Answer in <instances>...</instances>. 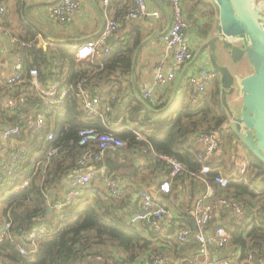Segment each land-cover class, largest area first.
I'll return each mask as SVG.
<instances>
[{
	"label": "trees",
	"instance_id": "1",
	"mask_svg": "<svg viewBox=\"0 0 264 264\" xmlns=\"http://www.w3.org/2000/svg\"><path fill=\"white\" fill-rule=\"evenodd\" d=\"M198 4L212 12L209 13V22L201 29L202 34L208 35L213 26L214 7L207 0H198ZM17 52L23 61V77L27 81L23 84L30 89V94L26 97V102L16 107L10 106L7 101H0V145L6 149L0 151V202L4 206L2 216L12 223L11 233L14 239L0 242L3 253L16 264H84L88 255H95L99 251L121 256V264H141L144 254L150 256L163 252H152L150 238H160L161 242L170 243L173 247L182 244L174 237V242L163 237L164 233L151 223L147 225L145 234L129 223L139 207V201L133 194L122 192L115 195L107 192L108 189L103 190V183L96 186L93 181L90 186L82 188L81 194L73 201L68 202L65 199L68 186L64 180L80 172L82 166L79 165V160L86 149L85 145L79 144L80 130L84 127H94L107 131L111 128V123L115 122L113 112L119 104L118 99H112L109 97L110 93H105V89L98 86L101 81L114 85L113 69L119 62L124 65L129 63L126 58L129 56V49L115 48L101 62H94L92 65L89 62L91 69L88 71L77 65L76 49L64 43L47 47L22 46ZM33 68L38 69L39 80L43 85L57 83L60 89L69 88L62 103L53 106L44 103V99L27 80L29 71ZM80 82L83 88L101 99L97 112H86L83 96L79 91ZM2 87L6 86H0ZM216 87L219 89V84ZM185 98L182 94L170 108L155 111L146 109L138 99L131 97L129 119L136 124L135 130L142 132L147 139L140 138L135 131L127 128L114 131L119 137L127 140L126 147L134 150L147 149L149 164L159 163L166 166L163 161H154L158 158L154 154L158 152L178 157L188 171L198 170L201 164L191 151L195 144L194 136L199 132L217 129L229 119V115L219 95L213 99L203 98L198 103ZM108 106L111 109H108ZM165 106L166 104L162 108ZM24 112H31L34 117L44 114L45 127L41 131L29 128L21 118ZM108 118L112 119L110 125ZM13 127H19L20 130L5 139L4 134ZM52 131L55 139L48 140V133ZM232 137H236L235 134ZM241 142L248 152L246 159L250 162L249 173L240 176L239 160L227 166L228 174L224 173L230 182L227 192L247 205L245 217L236 220L234 230L229 231L230 244L241 251L242 258L254 253L255 264H260L259 261L264 256V207L255 214L251 210V203L264 195V162L255 156L243 141ZM52 146L60 148L58 157L52 159L43 177L34 175L37 163L44 159L46 150ZM15 154L19 159L13 161ZM115 162L111 161L112 171L130 177L131 181L136 177L138 168L134 161L126 166H123L124 163ZM225 163L226 161H223L218 165ZM126 167L129 168L127 173L124 172ZM165 169L169 174V170L164 167ZM214 175L217 173H210L209 177L213 178ZM29 176H32L29 186L15 189V185ZM258 179H261L262 187L261 190L255 191L254 182ZM138 189L139 187L135 191ZM49 196L54 200L52 206L48 201ZM59 202L65 203L61 210L56 208ZM190 212L191 210L181 213L188 216L187 225L194 230L195 216L194 220L190 218ZM38 218L41 219L42 225L48 227L49 233L39 242L33 254H22L18 243ZM179 227L181 225L174 230ZM126 258L128 260L125 261ZM184 264L189 263L185 261Z\"/></svg>",
	"mask_w": 264,
	"mask_h": 264
},
{
	"label": "crops",
	"instance_id": "2",
	"mask_svg": "<svg viewBox=\"0 0 264 264\" xmlns=\"http://www.w3.org/2000/svg\"><path fill=\"white\" fill-rule=\"evenodd\" d=\"M57 1L59 0H0V7H4L5 9L2 17V24L5 29L0 30V76L7 77L12 74L17 55H20L17 52L18 49L22 46H30V44H24L25 42H35V45L39 47H47L61 43L75 47L77 44L99 38L104 32L108 19L114 18L121 25L115 32L116 40L111 44L107 42L106 44L113 47V50L118 47L129 49V56H126L129 59V63L124 65L119 62L114 67L112 79L115 82L113 86L107 85L103 81L98 86V88L105 89V93H110L109 97L112 99H118L119 104L113 112V121L115 122L111 123V118H108V121L106 120L109 125L111 123L110 127L113 130L118 131L127 128L142 136L143 133L136 131V124L129 119L131 97L138 99L146 109H153L155 111H164L166 108H170L176 99L181 98L182 94L186 96L185 99L191 101L190 96L194 92V86L189 83L190 77L197 72L200 66L211 67L210 51L208 49L202 51V49L207 44V40L215 35L214 22L216 13L214 10L215 14H213L214 20L211 31L208 35L202 34L201 29L203 25L209 22V13L212 14V12H210V9L198 4V0L197 2L195 0H182L185 17L190 22V26L185 31V36L194 53L193 59L184 64L177 63L174 51L168 47L165 40V36L170 27V20L173 19V12L169 0H147L150 10H158L161 17L150 16L146 20H130L125 18V13L134 6L135 0H111L108 4L104 3L103 0H81L82 12L67 24L54 21L46 11L47 5ZM207 1L210 3L211 0ZM9 36H14L19 41L12 42ZM218 43H221L217 51L219 61L227 64L237 78H243L252 73V65L246 60L245 62L249 64L247 69H244V72H237L236 67L237 65L239 66V63H234L231 60L227 50L223 48L221 41ZM102 60H104V57L77 58L76 63L82 69L88 71L91 69V66L88 64L89 62L92 65L94 62L98 63ZM160 64L164 65L165 71H174L176 73L174 79L168 82L164 88H158L156 85V73ZM27 80H29V77ZM23 83L16 87L0 88V101L3 100L8 103L10 99L16 98V90H29ZM217 84H219V89L216 87ZM207 89L204 95H198L200 101L203 98L213 99L219 95V99L222 102L223 95L220 79L217 82L211 83ZM149 91H151V96L146 97V93ZM228 101L236 113L240 112L242 106L240 86L237 87L235 94L228 97ZM164 104L166 106L163 109L162 106ZM108 108L111 109L110 106ZM229 119H231L230 116ZM235 136L232 137L230 135L226 139L221 154L218 155H221V158L226 161L221 166L225 174H228L227 166L232 163L234 164V161L237 162L239 160L240 162L246 159L248 155V152L243 149L244 146L242 147L240 145L242 140L240 141L236 134ZM143 139L146 140L147 138L144 136ZM144 149L134 150L125 147L120 151L108 152L106 157L99 163L93 165L98 169V178L95 179L96 182L94 180V183L96 186H101L103 179L106 178L120 180L121 191L123 193L133 194L134 198L138 201L141 191L148 190L161 205L170 210L169 215L163 222L162 231L164 234L162 236L174 242V231L176 232L178 228L176 230L174 229L180 225H187L188 221V216L181 213L183 212L180 206L181 200L183 199L184 203L191 207L190 214L192 216L190 218L194 220L195 212L192 211L194 200L204 192V189L200 183H190L184 175L183 178L178 177L175 179L173 192L170 195H163L160 191V183L169 175L166 169L164 170V167L169 171L170 167L166 161L159 158H155L154 161L156 159L163 161L166 166L159 163H154V165L149 164L146 154L143 153ZM112 160L116 161L117 164L124 163L125 165L123 166L134 161L135 166L138 168L136 177L131 181L130 177L119 175L117 172L112 171L110 167ZM128 170V167L124 168L125 173ZM68 180H64V183L67 184ZM137 187L139 189L135 191ZM106 189L107 187L103 185V190ZM107 192L110 191L107 190ZM220 192L222 193L224 190L221 189ZM62 194L64 195V193ZM3 208V203L0 202V216L6 219L2 216ZM236 222V218L232 213L221 209L216 215L213 225H221L232 232ZM143 233L145 234L146 230ZM150 239V248L153 249L152 252H155V250L167 252L175 259L173 264H184L186 261L184 260L185 258L194 257L198 251V243L194 240L173 247L170 243L168 245L165 242H161L162 239L160 238ZM209 249V259L211 260L234 258V254L239 259H243L241 257V251L236 250L237 248L231 244L221 251L214 245H211ZM113 257L122 260V257L117 254ZM180 257H184L183 261H181L182 258ZM126 260L128 259L126 258ZM138 262L139 258L137 260ZM186 262L193 264L189 261ZM236 262L237 260L235 259L234 264ZM259 262L260 264L264 263V256L261 257ZM95 264H107V262ZM197 264L203 263L199 261Z\"/></svg>",
	"mask_w": 264,
	"mask_h": 264
},
{
	"label": "built area",
	"instance_id": "3",
	"mask_svg": "<svg viewBox=\"0 0 264 264\" xmlns=\"http://www.w3.org/2000/svg\"><path fill=\"white\" fill-rule=\"evenodd\" d=\"M103 1L108 4L111 0ZM169 2L173 12V19L165 36V40L168 47L174 51L177 63L184 64L185 62L192 60L194 57L193 49L189 45L185 36V31L190 26V22L185 17L182 0H169ZM82 10L83 7L81 0H59L46 7L48 15L54 21L63 24L70 23L82 12ZM4 13V7H0V30L5 29L2 24ZM150 16L161 17L158 10H150L147 0H135L134 6L125 14V18L130 20H146L149 19ZM120 25L121 23L118 20L109 18L104 32L99 38L88 40L82 44H77L74 47L77 51L78 59H84L87 57H105L111 53L113 47L106 44V39L115 34ZM6 34L8 35L7 32ZM9 37L12 42L19 41V39L14 36ZM24 44L35 45L36 43L25 42ZM175 75L176 73L174 71H165L164 65L160 64L156 73L157 87L164 88L168 82L174 79ZM219 79V73H217L212 67L204 65L200 66L197 72L190 77L189 83L194 86V92H192V95L190 96L191 101L193 103L200 102L198 95H204L208 90V86L211 83L219 81ZM29 80L33 89L38 91L46 105L53 106L62 103L68 93V87L60 89L57 83L43 85L39 80V72L37 68H33L29 71ZM25 81L26 79L23 77V61L18 54L12 74L7 77L0 76V85L16 87ZM81 84L82 82L79 84V91L83 96V103L86 112L88 114L97 112L101 99L92 94L88 89L83 88ZM16 91V98H12L8 102L12 107H16L18 104L26 102V97L30 94L28 90L19 89ZM150 96L151 91L146 93V97ZM21 118L28 124L29 128H34L38 131H41L46 125L44 114H39L37 117H34L31 112H24L22 113ZM19 130V127H13L7 130L4 134V138L6 139L8 136ZM233 134V122L229 119L213 131L199 132L194 136L195 144L191 148V151L194 153L197 162L201 164V167L198 170L188 171L183 161L176 156L158 152H155L154 154L159 159L166 161L170 167L169 175L160 183V191L163 195H170L173 192L175 179L182 175H185L192 184L200 183L204 189V192L194 200L192 208V211L195 212L196 228L193 230L188 225H185L179 227L175 232L174 238L182 244L189 243L193 239L198 243L197 254L194 257H187L185 259L183 257L181 261L184 259L190 263L201 261L203 264H234L236 259V264H255L254 253H249L243 259H239L236 254H234V258H223L219 260L209 259V247L211 245H214L221 251L227 248L231 240V233L225 227L221 225H213L215 217L219 211L221 209L227 210L235 216L237 221L243 219L247 212V205L237 199L234 195L227 192L230 182L228 177L223 173L221 165H218V163L224 161L221 158V155H218L221 154L226 139ZM139 137L142 139L144 138L143 135ZM79 138V144L85 145L86 149L79 160V165L82 166L80 172L70 177L67 182L68 189L65 194V199L68 202L73 201L81 194L82 188L90 186V184L96 179L98 176V169L93 165L97 161L103 159L108 152L120 151L127 145V140L119 137L112 128L107 131H100L94 127H84L80 130ZM47 139H55L54 131L48 133ZM92 146L95 148H92ZM5 150L6 149L0 145V151ZM147 152V149L143 150L144 154H147ZM59 153V147H49L45 152L44 159L37 163L34 175L43 177L47 166L52 159L58 157ZM17 159H19V156L17 154L13 155V161H16ZM249 169V160H242L240 176L247 175ZM210 173H217V175L210 178ZM31 182L32 176L26 177L21 183L15 185V189L29 186ZM103 184L115 195L122 193L120 180L106 178L103 179ZM221 189H223L224 192L221 193ZM48 201L50 206H52V202L54 201L53 197L49 196ZM64 205V202H59L56 204V208L61 210ZM180 206L183 211L191 210V207L184 203L183 199L180 202ZM251 206V210L254 211L255 214L259 213L264 207V195L253 200ZM49 209L51 210V207ZM169 213L170 210L161 205V203L148 190H142L139 198V207L130 218L129 223L140 231H145L149 223L154 225L157 230L162 231L163 222ZM40 222L41 219H35V225L23 234L21 241L18 243V248L22 254H33L37 250L39 242L49 233L48 227L42 225ZM11 226V221L3 219L0 216V242L5 239L14 240L11 233ZM99 252L95 255L92 253L88 255L84 264H95L105 261L107 264H121L118 258L101 251ZM173 261H175V259H173V257L167 252H158L151 254L150 256L144 254L142 256L141 264H173ZM0 264L16 263L9 259L0 249Z\"/></svg>",
	"mask_w": 264,
	"mask_h": 264
},
{
	"label": "water",
	"instance_id": "4",
	"mask_svg": "<svg viewBox=\"0 0 264 264\" xmlns=\"http://www.w3.org/2000/svg\"><path fill=\"white\" fill-rule=\"evenodd\" d=\"M216 19L215 35L207 40L203 49L210 51L211 67L220 75L222 102L233 122L237 137L248 149L264 162V24L257 16L254 0H211ZM263 9V8H261ZM172 20H170L171 26ZM168 32V31H167ZM116 40L113 34L106 42ZM234 63L246 59L252 65V73L237 78L227 64L219 61L218 42ZM241 88L242 106L236 113L228 97ZM167 109V108H166Z\"/></svg>",
	"mask_w": 264,
	"mask_h": 264
},
{
	"label": "rangeland",
	"instance_id": "5",
	"mask_svg": "<svg viewBox=\"0 0 264 264\" xmlns=\"http://www.w3.org/2000/svg\"><path fill=\"white\" fill-rule=\"evenodd\" d=\"M195 1L197 2V0H195ZM254 5H255V11H256L257 16H259V18L263 19V22H264V0H256V1L254 0ZM261 8H263V9H261ZM245 60L246 59H244L243 62H241V64H239V66L237 65V67H236L237 72H240V71L244 72L245 71L244 69H247V66L249 64L247 62H245ZM238 114H239V112H238ZM260 181H261V179H258L254 182L255 191L261 190L262 182H260Z\"/></svg>",
	"mask_w": 264,
	"mask_h": 264
},
{
	"label": "flooded vegetation",
	"instance_id": "6",
	"mask_svg": "<svg viewBox=\"0 0 264 264\" xmlns=\"http://www.w3.org/2000/svg\"><path fill=\"white\" fill-rule=\"evenodd\" d=\"M240 145L243 147V144H241V142H240ZM243 149L247 151V149H246L245 147H243ZM237 157H238V156H237Z\"/></svg>",
	"mask_w": 264,
	"mask_h": 264
},
{
	"label": "bare ground",
	"instance_id": "7",
	"mask_svg": "<svg viewBox=\"0 0 264 264\" xmlns=\"http://www.w3.org/2000/svg\"><path fill=\"white\" fill-rule=\"evenodd\" d=\"M256 1V0H255Z\"/></svg>",
	"mask_w": 264,
	"mask_h": 264
}]
</instances>
